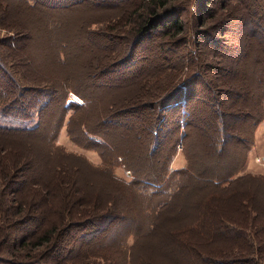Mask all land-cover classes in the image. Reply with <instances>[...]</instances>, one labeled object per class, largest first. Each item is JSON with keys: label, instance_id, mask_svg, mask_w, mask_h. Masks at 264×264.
<instances>
[{"label": "trees", "instance_id": "trees-1", "mask_svg": "<svg viewBox=\"0 0 264 264\" xmlns=\"http://www.w3.org/2000/svg\"><path fill=\"white\" fill-rule=\"evenodd\" d=\"M59 1L22 0L25 7L30 10L40 6L69 7L71 4V1L67 3H59ZM170 1L140 0V6L130 12L132 21L129 22L124 33H131L132 39L137 40L139 36L141 38L143 35H149L150 31L164 28L163 26H165L167 32L165 35L167 36H176L185 32L184 22L181 18L182 10L175 4L170 5ZM5 18L6 14L1 12L0 5V27L10 32V35L8 33L0 36L1 110L5 116L29 119L34 110L39 107V122L34 129L0 127V135H20L22 139L19 141L32 147L31 140L35 139L34 133L41 125V116L48 109L53 97L57 95L62 99L59 103L61 113L59 123L54 129L57 131L61 127L66 110L64 105L67 94L71 91L80 96L84 103L81 106H75L69 117L67 133L70 139L85 149L95 150L92 143L110 147L107 137L102 133L90 130L92 126L89 127L83 116L87 110L100 107L95 105V99L76 90L71 85L69 74H62V78L59 77L60 75H53L57 77L50 82L39 76L36 72V63L32 59V55L27 52V43L35 42L40 36L23 30L20 24L16 29L15 21L8 23L5 20L3 23ZM37 20L39 28L46 29L48 23L39 17ZM27 21L32 23L31 18H28ZM28 22L25 21L26 24ZM52 25L54 28L57 24ZM49 29L51 30L52 27ZM201 34L203 33L198 32L192 43L194 49L197 50L194 59V53L191 55L197 73L186 77L181 83L174 84L175 82L172 80L171 83H167L166 89L161 92L162 95L155 99L154 103H151L150 107L153 112L149 115L150 119L144 121L145 131L149 129L150 135L151 133L155 134L154 142L152 143L151 139L150 143L151 150L154 152L160 143V138L157 135L169 126L165 121L167 111L171 108L182 107L180 115L173 122L176 129L173 152L167 154L166 164L162 170L157 171L154 179L146 177L144 180H148L145 184L150 182L154 186L151 184L139 186L138 181L140 180L138 179L140 178L139 173L136 172L137 168L132 169L126 158L121 155L122 164L131 170L133 178L129 181L118 180L111 167L107 169L100 166L101 168L97 169L99 166L89 165L91 170L89 172L91 174L94 172L96 174L94 177L97 179L90 178L91 180H89L88 177V182L81 181V183L78 180V185H83L82 189L90 196V199L84 194H80L79 191L75 192V194L78 193V198L71 199L69 186L72 183L54 182L52 176L51 188L47 189L48 182L35 180L39 177V173L28 166L29 161L24 159L20 152L8 150L5 147L0 148L2 164L0 167V264H37L44 255L54 259L55 257H65L66 254H68L69 261L76 262L80 253L79 249L94 239L96 232L105 228L103 223L109 221L108 224H114L127 218L126 213L120 212L118 207L117 209L114 207V203L122 199L135 205L137 217L140 220V223L130 222L127 226L128 232L119 242L117 252L121 253L123 264H196V261L200 264H264V175L251 172L240 174L254 141V130L264 120V85L256 92V97L253 99L251 93L243 92L246 94L242 95L243 93L236 89L235 84L226 82L225 78L229 79L235 76L233 73L236 70H233V67L228 64L220 66L216 75L218 79H222L221 82L226 84L225 87L211 88L207 82H201L206 86L208 92H216L220 102L214 103L215 97L210 100L209 105L213 110L210 114V121L208 119L206 124H203L206 127L201 126L202 130L200 129L191 137L192 140H195L192 147L196 148L198 154L196 156L190 154L189 141L188 143L185 141L189 140L188 126L192 123L190 122V110L187 108L188 102L191 101L188 88L197 83L193 81V78L199 76L198 72L203 74L200 77L207 80L205 78L212 70L210 64H213L212 60L217 57L213 50L206 52L205 43L202 42L205 41V38ZM257 34L261 38H258L260 51L257 56V61H259L257 78L260 80L262 77L264 79V61L262 60L264 36L260 33ZM46 36L50 38L47 34ZM115 37L113 34L109 41H114ZM49 40L53 44L56 42L54 37ZM215 42L219 46L221 41L219 39L209 41L211 44ZM121 43H123V47H121ZM241 43L245 44L246 42L243 43L241 40ZM250 43L251 41L246 44ZM113 45H115L114 49L109 50L111 60L109 63L106 62L107 65H111L110 67L123 64L131 56V39L127 42L117 41ZM241 47L245 50L243 45ZM228 50L225 52L226 58L228 55L234 57L244 54L236 46L232 48V52H230V48ZM233 57L230 58L234 59ZM53 59L58 63H66L65 55L63 57L57 51H55ZM219 59L221 60L222 57ZM16 68H19L18 76H16ZM55 68L50 66L49 73L54 72ZM96 68L94 69L107 70V68L104 70ZM141 72V76L149 74L147 70ZM44 83L48 84L42 86ZM196 97L201 100L200 102L207 101L203 100L201 96L197 95ZM225 99L229 101V105L220 104ZM111 108L109 107V109ZM134 108L133 105L131 109ZM96 113L101 117V110ZM72 123L76 125L75 134L70 131ZM165 131L167 132V130ZM167 133L164 135L167 136ZM82 137L86 140L85 142H89L91 145L87 147L81 144L78 139L81 140ZM179 144L183 147L181 152L185 158L186 166L170 170V162L175 156ZM8 153H10L9 158L15 159L14 162L8 163L9 160L2 162ZM62 154L65 157L67 155L78 157L71 153L62 152ZM18 156L21 159H17ZM74 179L76 186L77 178ZM24 185H28L25 189L31 195V199L24 198L25 193L22 191ZM61 187H66L67 191L61 196L62 205L57 208L59 195L56 196V194ZM110 192H115L116 199L111 197ZM41 201L46 204L48 212L59 216L58 223H45L47 214L39 212ZM126 202L125 204H127ZM101 204L104 207H99ZM30 225L36 227L35 233L25 234V230H22L23 227L28 230ZM139 228H142L143 234L141 231L138 232ZM77 231L88 238L80 243L75 256H73L75 247L70 244ZM130 238L132 243L128 244L127 240ZM2 253H10L12 260H5L1 256ZM66 261L58 264H68Z\"/></svg>", "mask_w": 264, "mask_h": 264}, {"label": "rangeland", "instance_id": "rangeland-1", "mask_svg": "<svg viewBox=\"0 0 264 264\" xmlns=\"http://www.w3.org/2000/svg\"><path fill=\"white\" fill-rule=\"evenodd\" d=\"M69 1H71L69 7L48 8V6H40L30 10L25 7L22 0H0L1 12L6 14L3 23L5 20L8 23L15 21L17 23L16 29L20 24L23 30L40 36L35 42L27 43V52L32 55V59L36 63L38 75L50 82L59 75L62 78V74H69L71 85L81 94L95 99V105L100 106L96 109L91 108L83 114L89 127L92 126L90 130L104 134L107 137V142L111 145L110 148L107 145L103 146L98 143L93 145L92 143L95 150L85 149L70 139L67 133L69 117L75 106H81L84 103L80 96L71 91L68 92L64 105L66 110L62 125L56 131L54 128L59 123L61 113L59 103L62 99L59 95L53 97L48 109L41 116V125L34 133L35 139L31 140L32 147H28L23 141L20 142L19 139H22L20 135H0V148L5 147L8 150L20 152V155L29 161L28 166L39 173V177L35 180L48 182L47 189L51 188L53 176L54 182L72 183L69 186L71 199L78 198V193L75 194L77 191L90 199V196L82 189L83 185H78V180L81 183V181L88 182V177L89 180L97 179L94 177L96 175L94 172L93 174L89 172V165L99 166L97 169L111 167L118 180L129 181L133 178L131 170L122 164L121 155L126 158L132 169L137 168L136 172L139 173L140 178L138 179L140 180L138 181L139 186L151 184L150 182L145 184L148 181H144L145 178L154 179L157 171L162 170L166 164L167 154L173 152L176 142L174 134L176 129L173 122L180 115V108L182 107L171 108L167 111L165 121L169 126L165 130L168 133L163 130L161 134L157 135L160 138V143L154 152L151 150L150 143L151 139L152 143L154 142L155 134L151 133L150 135L149 129L145 131L144 121L150 119L149 115L153 112L150 107L152 106L151 103H154V100L162 95L161 92L166 89L167 83H171V80L175 82L174 84L181 83L186 77L197 73L192 63L197 50L194 49L192 43L198 32L203 33L201 36L205 38V41L202 42L205 43L206 52L213 50L217 57H214L213 64H210L212 70L207 74L205 78L207 80L200 77L203 74L198 72L199 76L193 78V81L197 83L188 88L191 101L188 102L187 108L190 110V122L192 123L188 126L189 140L186 139L185 141L186 143L189 141L190 154L193 156L198 154L196 148L192 147L195 140H192L191 137L198 133L201 126L206 127L203 124H206L208 119L210 121V114L213 111L209 105L210 100L215 97L214 103L220 102L216 92H208L206 86L201 82H207L211 88L219 87L221 89L225 87L226 84L221 82L222 79H218L216 75L220 66L228 64L233 67V70H236L233 73L235 76L230 77L232 79L225 78L226 82L235 84L236 89L242 93H251L252 99L256 97V92L264 85L263 77L260 80L257 78L259 75L257 56L260 51L258 38L261 39L257 33L264 36V0H171L170 5L175 4L182 10L181 18L184 22L185 32L176 36H167L165 35L167 34L165 26H163L164 28L150 31L149 35H143L141 38L139 36L137 40L132 39L131 33H124V30H127L129 22L132 21L130 12L135 11L140 6V0H60L59 3ZM37 17L48 23L46 29L39 28ZM28 18H31L32 23L27 21ZM52 24L57 25L53 28ZM50 27H52L51 30ZM8 33L10 35V32L0 27V36ZM46 34L50 38H47ZM113 34L116 37L114 41L110 42V36ZM52 37L56 40L54 44L49 40ZM130 39L132 47L129 59H126L119 66L110 67L111 65H107L106 62L109 63L111 60L109 50L114 49L113 46H115L113 44L117 41L127 42ZM215 39L221 41L219 46H217V42L209 43ZM241 40L243 43L244 41L246 43L251 41V43L242 44ZM242 45L245 50L242 49ZM123 46L121 43V47ZM235 46L244 54L234 57L228 55L226 58L225 52L229 51L228 48L232 52V48ZM1 48L4 50L3 47ZM53 48L54 50H52ZM55 51L63 57L65 55V64L63 62L58 63L53 59ZM192 54L193 59L191 58ZM262 55L264 61V53ZM220 57H222L221 60ZM50 66L56 67L54 72L49 73ZM96 67L102 68V70L107 68V70H95ZM15 70L16 76H18L19 68ZM143 70H147L149 74L141 76ZM99 71L101 72L98 73ZM170 73L172 74L170 75ZM220 76L223 78L222 75ZM48 83H44L42 86H46ZM197 95L207 101L200 102L201 100L197 99ZM76 97L79 100H76ZM223 101L220 104L229 105L228 100L225 99L224 103ZM133 105L135 108L131 109ZM109 107L112 108L109 109ZM98 110H101V117L96 113ZM38 122L39 107L34 110L31 118L15 119L3 115L0 106L1 128L34 129L38 126ZM70 131L76 133L75 123L70 125ZM242 131L245 132L243 129ZM210 132L213 131L210 130ZM166 133L167 136L164 135ZM31 135L33 136V134ZM78 140L84 146L91 145V143L85 142L83 137ZM253 140L246 165L241 169L240 174L251 172L264 175V120L254 130ZM180 141L181 139L179 143ZM181 146V144L178 145L175 156L170 162V170L186 166L185 158L181 152L183 147ZM62 152L71 153L78 157L67 154L65 157ZM10 153L2 162L9 160L8 163H12L15 161L14 158H9ZM18 158L21 159L20 156ZM74 178H77L76 186L74 185ZM85 178L86 180H84ZM151 185L154 186V184ZM27 186L24 185L22 188L26 200L31 197L25 189ZM65 188L61 187L56 194V196L59 195V198H56L57 208L62 205L61 196L66 193ZM47 192L51 193L50 191ZM110 193L112 198L116 196L115 192ZM126 201L119 200V202L114 203V207L115 209L118 207L120 212L126 213L127 218L114 224H108L109 221L103 223L105 228L96 232L94 239L79 249L80 253L76 262L69 261L68 254L65 257H55L54 259L44 255L37 264H58L67 259L68 264H123L121 253L117 252L119 242L128 232L127 226L130 222L133 224L140 223L137 217V208L134 207V204ZM45 205L42 201L39 204V212L47 214L45 223H58L59 216L48 212ZM99 207H104V205L101 204ZM35 228L34 225H30L28 230L25 227L22 230H25V234H32L35 233ZM141 230L142 228H139L138 232ZM143 233L144 231H141V234ZM87 238L81 235L80 231L74 233L73 241L70 244V246L75 247L73 256H75L80 243ZM127 243L131 244L132 239L127 240ZM9 249L12 248L9 247ZM1 256L7 261L12 260L10 253H2ZM196 264L200 263L196 261Z\"/></svg>", "mask_w": 264, "mask_h": 264}, {"label": "crops", "instance_id": "crops-1", "mask_svg": "<svg viewBox=\"0 0 264 264\" xmlns=\"http://www.w3.org/2000/svg\"><path fill=\"white\" fill-rule=\"evenodd\" d=\"M260 123H261V122H260ZM260 123H259V124H260ZM259 124L257 125V127L259 126ZM257 127H256V129H257ZM250 150H251V149H250ZM250 150H249V151H250ZM247 158H248V155H247ZM246 162H247V160H246ZM245 165H246V164H245ZM245 165H244V166H245Z\"/></svg>", "mask_w": 264, "mask_h": 264}, {"label": "built area", "instance_id": "built-area-1", "mask_svg": "<svg viewBox=\"0 0 264 264\" xmlns=\"http://www.w3.org/2000/svg\"><path fill=\"white\" fill-rule=\"evenodd\" d=\"M76 100H79V99L76 97Z\"/></svg>", "mask_w": 264, "mask_h": 264}]
</instances>
